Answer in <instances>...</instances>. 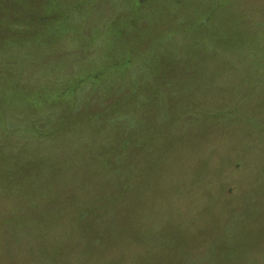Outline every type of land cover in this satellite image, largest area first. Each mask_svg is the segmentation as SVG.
<instances>
[{"label":"rangeland","instance_id":"rangeland-1","mask_svg":"<svg viewBox=\"0 0 264 264\" xmlns=\"http://www.w3.org/2000/svg\"><path fill=\"white\" fill-rule=\"evenodd\" d=\"M0 264H264V0H0Z\"/></svg>","mask_w":264,"mask_h":264}]
</instances>
